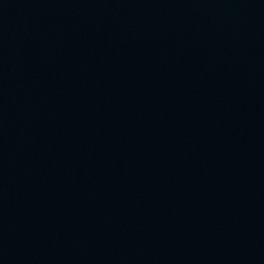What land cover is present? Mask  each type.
<instances>
[{"label": "water", "instance_id": "1", "mask_svg": "<svg viewBox=\"0 0 264 264\" xmlns=\"http://www.w3.org/2000/svg\"><path fill=\"white\" fill-rule=\"evenodd\" d=\"M0 264H264V0H0Z\"/></svg>", "mask_w": 264, "mask_h": 264}]
</instances>
